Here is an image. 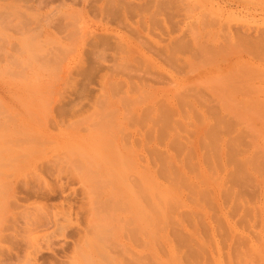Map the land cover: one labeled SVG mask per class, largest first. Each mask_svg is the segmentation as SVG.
<instances>
[{
	"label": "rangeland",
	"instance_id": "1",
	"mask_svg": "<svg viewBox=\"0 0 264 264\" xmlns=\"http://www.w3.org/2000/svg\"><path fill=\"white\" fill-rule=\"evenodd\" d=\"M0 264H264V0H0Z\"/></svg>",
	"mask_w": 264,
	"mask_h": 264
}]
</instances>
